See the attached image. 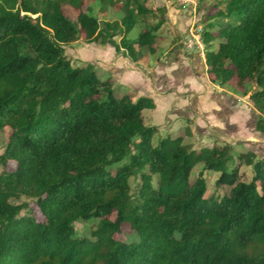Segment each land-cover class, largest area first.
I'll return each mask as SVG.
<instances>
[{
    "label": "trees",
    "instance_id": "16d2710c",
    "mask_svg": "<svg viewBox=\"0 0 264 264\" xmlns=\"http://www.w3.org/2000/svg\"><path fill=\"white\" fill-rule=\"evenodd\" d=\"M86 1L0 0V129L9 132L0 155V264H264V158L242 153L237 165L230 145L194 150L183 135L155 144L159 128L143 115L154 98L119 95L93 63L73 65L64 46L84 38L138 62L144 48L157 52L164 21L130 40L138 23L156 17L148 0H124L121 19L104 22ZM225 4L211 20L239 22L204 29L208 73L221 85L236 79L240 90L255 85L250 100L264 134V0ZM199 164L219 173L211 195L203 171L192 175ZM242 164L252 167L249 182ZM23 198L34 199L40 218ZM80 220L98 223L81 236ZM124 226L138 239H123Z\"/></svg>",
    "mask_w": 264,
    "mask_h": 264
},
{
    "label": "rangeland",
    "instance_id": "374dc122",
    "mask_svg": "<svg viewBox=\"0 0 264 264\" xmlns=\"http://www.w3.org/2000/svg\"><path fill=\"white\" fill-rule=\"evenodd\" d=\"M226 1L228 0H148L149 5L156 9V17H151L146 23H138L128 34V39H137L143 30L150 28L160 20L166 22L163 30L158 33L157 45L161 50L160 54L152 56L148 48L143 49L147 56L146 59L149 60L145 59L135 63L129 58H117L123 63L121 65L113 64L114 58L106 53L108 52L107 47H102L96 43H87L84 38L65 45L66 55L73 65H81L86 62L93 63L102 80H106L108 77L114 78L119 95L126 91H132L138 96L153 97L156 101V109H145L144 120L146 125H154L159 128L154 139L155 144H158L161 138L168 135L171 137L183 135L185 143L194 150H199L204 146L213 147L216 144L220 146L230 145L237 165L240 164L239 155L242 153L251 151L256 158H264V134L255 128L259 112L250 100V94L255 89V85L248 82L246 89L240 90L236 86V79L221 85L214 79L213 74L206 72L208 69L204 61V43L202 48L195 45L194 50H189L186 46L190 31L200 26L205 29L219 9L225 8ZM123 4L124 0H87L85 7L101 22H104L120 20L124 15L121 8ZM159 8L163 10L159 11ZM70 10L74 14H70ZM66 13L72 21L77 22V12L73 8L67 7ZM185 15H187L186 18L188 17V22L179 23L178 20ZM171 21L172 24L174 21L178 22V27H172ZM213 21L221 24L239 22L236 18L219 17ZM116 40L120 41V37H117ZM221 41L222 39L217 38L212 42L211 48L218 49ZM189 51L196 54L192 56L193 63L189 62L193 64L195 72L189 73L188 76L184 63L187 61L186 55ZM113 55L115 56L114 53ZM178 58L182 63L179 64L177 71H170L167 69L168 66H164L158 71L160 77L156 80L157 84L150 82L153 69H157L162 63L176 62ZM196 58H198L197 61ZM127 63L135 65L134 70L136 71L132 73L134 76H131L130 79L122 80L120 78V76L122 77L121 72ZM143 73H146V77L143 79L138 77ZM223 106L227 110L226 114ZM193 108H199L206 115L199 109L192 110ZM8 133V129H0V155L4 151ZM128 160V158L125 159L113 168ZM14 165L16 162L11 161L8 168L10 169ZM203 166V164H199L192 175L196 176L198 172L203 171L208 180L207 195H211L216 190L215 182L219 173L205 170ZM3 170L4 167L0 164V173ZM240 173L242 181L249 182L252 179L251 166L242 164ZM140 182V174L131 179L133 193H136ZM157 182L158 175H155V186H157ZM229 190V186L220 189L222 193ZM22 201H27L36 216L41 217L34 199L23 198L19 202ZM97 223L98 220L76 222L78 234L81 236L89 235ZM120 236L127 241L138 239V235L129 226H124Z\"/></svg>",
    "mask_w": 264,
    "mask_h": 264
},
{
    "label": "crops",
    "instance_id": "0c3cea01",
    "mask_svg": "<svg viewBox=\"0 0 264 264\" xmlns=\"http://www.w3.org/2000/svg\"><path fill=\"white\" fill-rule=\"evenodd\" d=\"M171 16V15H170ZM186 16L187 15H185V17H181L179 20H178V22L180 23V22H182V23H186V22H188V17L186 18ZM190 20V19H189ZM178 22H176V21H174V23L172 24V21H171V25H172V27H174V28H176V27H178ZM165 24H166V22H164V24H163V26L160 28V30H159V32L161 31V30H163V28H164V26H165ZM158 32V33H159ZM159 39V38H158ZM215 41V40H214ZM213 41V42H214ZM157 42H158V40H157ZM156 46H157V52L156 53H154V54H152L151 53V55L152 56H157V55H159L160 54V52H161V50L158 48V45L156 44ZM102 47H107V50H108V52H106V53H109L110 55H111V57L112 58H114L113 59V61H112V63L114 64H117V65H121V63H123V62H121V60H117V58H124V59H126V58H129V57H127V56H125L123 53H117V50H116V48L114 47V46H112V45H110V44H107V45H105V46H102ZM109 48V49H108ZM144 52V51H143ZM113 53L115 54V56L113 55ZM144 54H145V57H144V59H142V61H144L145 59H146V53L144 52ZM196 53H194V52H191V51H189V53L186 55V59H187V61H185V68H186V73H187V75L189 76V73H191V72H195L194 70H195V68H194V66H193V64H190V63H193V59H192V56H194ZM198 55V54H197ZM130 59V58H129ZM197 59L198 58H196V61H197ZM131 60V59H130ZM146 60H149V59H146ZM117 61V62H116ZM131 61H133V60H131ZM204 61H205V64H206V58H204ZM133 62H135V63H139L140 61H138V62H136V61H133ZM190 62V63H189ZM111 63V64H112ZM180 63H182V61L180 62V59L178 58V61H176V62H168V64H165V63H162L161 65H159L158 66V68L157 69H153V75H152V77H151V79H149L150 80V82L151 83H154L155 85L157 84V82H156V80H158V78L160 77V74H159V70L160 69H162V67H164V66H168L167 67V69H169L170 71H172V70H174V71H177L179 68V64ZM197 63V62H196ZM122 67H123V65H122ZM125 67V68H124ZM123 67V70H122V72H121V75H122V77L120 76V78L122 79V80H124V79H130L131 78V76H134V75H132V73L134 72V71H136V70H134V67H135V65H129L128 63H127V66L125 65ZM178 68V69H177ZM206 68L208 69V67H207V65H206ZM206 72H208V71H206ZM146 75V73H143V74H141V76H138V77H140L141 79H143V77H146L145 76ZM113 80H114V82H116V80L114 79V78H112ZM160 86V85H159ZM117 88V87H116ZM164 91V90H163ZM128 92H132V91H126L125 93H128ZM124 93V94H125ZM123 95V94H122ZM153 98V97H152ZM155 100V99H154ZM156 102V101H155ZM223 108V110L225 111V114L227 113V110H226V108H225V106H223L222 107ZM156 109V108H155ZM196 109H199V108H196ZM195 108H193L192 110H196ZM151 110H154V109H151ZM200 110V109H199ZM200 112H202L204 115H206L202 110H200ZM224 114V115H225ZM143 115H144V111H143ZM256 128V127H255Z\"/></svg>",
    "mask_w": 264,
    "mask_h": 264
},
{
    "label": "built area",
    "instance_id": "2783aa9c",
    "mask_svg": "<svg viewBox=\"0 0 264 264\" xmlns=\"http://www.w3.org/2000/svg\"><path fill=\"white\" fill-rule=\"evenodd\" d=\"M193 30L190 31L188 40L186 42V46L189 50H194L195 45H197L198 48L203 47L202 32L204 30V27L200 26L197 29H195V31H193Z\"/></svg>",
    "mask_w": 264,
    "mask_h": 264
}]
</instances>
